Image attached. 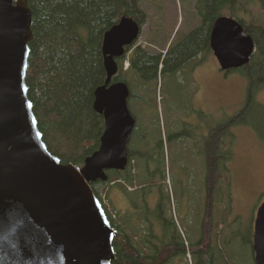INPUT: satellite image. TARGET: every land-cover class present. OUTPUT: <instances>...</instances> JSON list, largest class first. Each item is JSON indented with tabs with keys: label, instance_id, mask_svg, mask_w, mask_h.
Wrapping results in <instances>:
<instances>
[{
	"label": "trees",
	"instance_id": "obj_1",
	"mask_svg": "<svg viewBox=\"0 0 264 264\" xmlns=\"http://www.w3.org/2000/svg\"><path fill=\"white\" fill-rule=\"evenodd\" d=\"M26 1L31 10L30 27L33 34L28 44L25 77L27 96L49 151L62 163H72L80 168L85 158L97 150L104 130L103 116L93 109L94 92L105 84L106 79L102 53L103 36L124 14L145 24L147 16L139 6L142 0ZM254 1L196 0L195 9L200 17L198 26L168 49H157L160 50L159 53L145 50L140 45L134 47L128 59V68L123 69L126 55L118 58V71L111 78V83L122 81L128 86L130 101L135 100L138 92L144 95L147 84L155 81L159 72L163 74L169 71L172 74L171 80L180 76H184L186 80L192 65L196 61V64L202 61L197 55L210 52L211 28L221 16L233 18L252 38L254 51L249 61L240 68L225 71L229 73L237 70L244 76L246 87L242 105L226 120L212 128L207 127L206 135H199L195 139V157L187 160L197 170L201 171L203 168L206 174L204 183L207 182L208 204L201 205L203 215L197 222L198 231H203L204 220H210L216 229L221 225L224 230L227 223L226 214L231 212V179L228 176L227 164L232 158V127L252 125L255 116L264 124V103L256 100L257 92L264 90V22L260 16L251 15V7L257 5ZM258 2L264 12V0ZM120 72L123 74L122 78ZM168 91L173 98L170 110L186 114V108L181 104L177 105V99L181 96L184 103H187L188 95L177 92L172 85ZM172 122L174 128L181 126L178 119ZM137 126L138 122L127 145L126 167L123 170H107L105 181L96 180L89 183L113 230L114 258L111 264H157L158 247L150 249L148 241L144 238V230H149L151 218L146 227L144 218L132 220L130 215L138 211L140 203L146 205L153 195L156 210L152 214L155 218L161 211L167 213L168 208L161 128L158 129L159 139L155 146H151L154 142L151 141L153 133L141 131L140 128L133 146L130 143ZM184 141L183 138L182 144ZM155 147L159 150L161 160L160 167L156 168V176L152 175L156 167L155 158L153 159L155 152H152ZM141 152L146 160L148 159L144 164L140 162ZM183 155L186 159L190 156L184 148ZM150 162H153L155 167ZM201 183L203 182H199ZM190 184L192 188V180ZM211 189L215 191L213 196L210 194ZM223 189L227 190L225 194ZM114 190H118L127 200V209L121 210L116 206L112 198ZM141 192H152V195H141ZM261 195L264 196V192ZM192 223V229L196 231L194 218ZM206 226L207 224L205 229ZM228 237L231 240L237 239L234 230ZM248 244L250 245L249 241ZM222 255L228 260L234 258L231 249ZM217 257H220V254ZM209 258L207 257V260ZM207 260H204L203 264H207ZM244 264H248L247 261Z\"/></svg>",
	"mask_w": 264,
	"mask_h": 264
},
{
	"label": "water",
	"instance_id": "obj_2",
	"mask_svg": "<svg viewBox=\"0 0 264 264\" xmlns=\"http://www.w3.org/2000/svg\"><path fill=\"white\" fill-rule=\"evenodd\" d=\"M30 26L26 0H0V264H111L113 230L89 183L128 163L136 120L128 86L111 78L115 58L141 27L124 14L103 36L106 79L93 109L104 130L97 150L77 168L48 150L27 97ZM209 45L223 71L244 66L254 51L250 35L227 16L214 22ZM252 253L254 264H264V201L254 216Z\"/></svg>",
	"mask_w": 264,
	"mask_h": 264
},
{
	"label": "rangeland",
	"instance_id": "obj_3",
	"mask_svg": "<svg viewBox=\"0 0 264 264\" xmlns=\"http://www.w3.org/2000/svg\"><path fill=\"white\" fill-rule=\"evenodd\" d=\"M254 2L257 5L251 7V15L260 16L264 22V12L258 5V0ZM195 4L196 0H142L139 6L146 13L147 19L138 40L135 41L136 45L155 53L174 45L182 36L200 24ZM130 51L126 50L124 55L130 56ZM202 55H204L202 61L192 65L189 69L186 80L184 76L171 80L172 74L169 71L163 74L159 72L156 80L147 84L148 88L144 95L138 92L135 100L128 99L130 112L138 122L130 145H135L137 139L135 137L138 135L139 128L141 131L153 133L151 141L154 142L151 146H155L159 139L158 129L161 128L164 143L163 164L166 177L164 182L169 197L168 208L167 213L161 211L156 218L151 215L153 222L150 221L151 226L148 227L150 233L144 234L150 249L159 245L163 235L167 238L169 234H177L179 245L199 240L204 235L207 237L208 232H204V229L203 231L197 230V222L203 215L201 205L208 204L207 182L204 183L206 174L203 168L199 171L187 160L195 157V139L199 135H206L207 127L212 128L231 116L240 108L245 98L246 80L244 76L237 70L229 71V73L221 71L211 52H205ZM126 62L125 60L124 66ZM122 76L120 72V77ZM171 85L177 92L188 95L187 103H184L181 96L177 99V105H183L186 108V114L170 110L173 98L168 90ZM256 100L264 103V90L257 92ZM174 119L180 122L179 128L172 126ZM231 134L233 135L232 158L227 165L229 167L228 176L231 179L230 198L232 199L231 212H227L226 216L229 221L236 217L238 224L228 223L225 218L227 223L225 229L222 230L221 225L216 229L215 224L211 222L212 238L217 240V234L222 237L225 235L223 237L225 239H222L219 245L222 249L221 253L224 254L228 251L227 249H231L232 256L239 264H244L246 261L248 264H254L252 255H250L252 249L249 248L251 246L248 241L253 235L256 209L264 201V196L261 195L264 192V124L255 116L252 125L232 127ZM183 138L185 141L182 144ZM182 147L190 155L187 159L183 155ZM152 152H155L153 159L155 158L156 167L153 162L150 163L155 167L152 175L156 176V168L160 167L161 160L157 148ZM139 158L142 164L148 161L142 152ZM201 181L203 183L199 184ZM226 191L223 189V194ZM213 193L215 191L211 189L212 196ZM142 194L152 195V192H141ZM112 198L119 209L128 208L127 200L119 194L118 190H114ZM155 202L153 195L148 203H145L146 205L140 203L138 210L144 211L147 207L149 211H155ZM209 209L211 210L210 205ZM194 213L196 231L192 229L193 224L189 221V217H192ZM231 225H234L232 226L234 231L237 228L240 230L238 236L235 232L237 239L234 240L228 237L233 232V230L229 232ZM190 255L194 258L188 257L187 259L185 253L179 254V258L176 255L177 263L175 264H198L196 260L198 253L195 255L191 251Z\"/></svg>",
	"mask_w": 264,
	"mask_h": 264
},
{
	"label": "flooded vegetation",
	"instance_id": "obj_4",
	"mask_svg": "<svg viewBox=\"0 0 264 264\" xmlns=\"http://www.w3.org/2000/svg\"><path fill=\"white\" fill-rule=\"evenodd\" d=\"M232 199V198H230ZM154 212V211H152ZM151 211L146 209L144 211H136L135 213H131L133 215L131 216L132 220H135L138 217H142L145 219V225L148 227L150 216L153 215ZM195 213L192 217H189V221L192 223V218H194ZM209 218H211V215H209ZM228 223L237 225L238 220L236 217H234L232 220H230ZM193 224V223H192ZM205 224H207V221L204 220V232H208L207 237L206 235L202 236L199 240H193L191 242H188V244L183 243V245H179L178 236L176 235H170L166 238L164 235L162 238H160L159 245L157 246V264H175L177 263L176 255H181L182 253H185L186 258L188 257L192 258L193 256L190 255L191 251L196 255V260L198 264H203L204 260H207V257H210L207 260V264H230L232 262L239 264L235 258H232L231 260H228V258L223 257L222 255V249H220V241L222 239H225V235L220 236L217 234V240H213L212 238V225L211 221H208L207 229L205 230ZM231 225L230 231L234 230V228ZM212 231V232H211ZM236 236L240 233V230L236 229ZM145 233H150V230H144ZM250 246H252V238L249 240ZM196 246H198V249H196ZM229 248V247H227ZM228 250V249H227ZM220 254V257H217V255ZM194 258V257H193Z\"/></svg>",
	"mask_w": 264,
	"mask_h": 264
}]
</instances>
